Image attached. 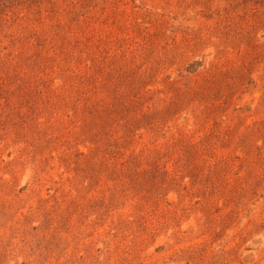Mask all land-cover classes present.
<instances>
[{
  "label": "rangeland",
  "instance_id": "obj_1",
  "mask_svg": "<svg viewBox=\"0 0 264 264\" xmlns=\"http://www.w3.org/2000/svg\"><path fill=\"white\" fill-rule=\"evenodd\" d=\"M0 264H264V0H0Z\"/></svg>",
  "mask_w": 264,
  "mask_h": 264
}]
</instances>
